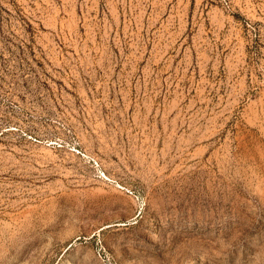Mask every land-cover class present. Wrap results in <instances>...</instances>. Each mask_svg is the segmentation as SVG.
Returning a JSON list of instances; mask_svg holds the SVG:
<instances>
[{
	"label": "rangeland",
	"instance_id": "obj_1",
	"mask_svg": "<svg viewBox=\"0 0 264 264\" xmlns=\"http://www.w3.org/2000/svg\"><path fill=\"white\" fill-rule=\"evenodd\" d=\"M0 264H264V0H0Z\"/></svg>",
	"mask_w": 264,
	"mask_h": 264
}]
</instances>
